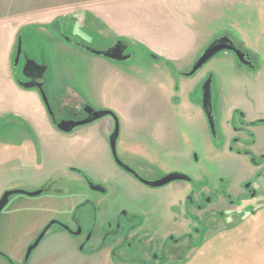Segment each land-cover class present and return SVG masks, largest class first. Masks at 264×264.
I'll return each instance as SVG.
<instances>
[{
    "label": "rangeland",
    "instance_id": "obj_1",
    "mask_svg": "<svg viewBox=\"0 0 264 264\" xmlns=\"http://www.w3.org/2000/svg\"><path fill=\"white\" fill-rule=\"evenodd\" d=\"M102 1L104 0H0V38H2L0 40V80L14 78L17 83L19 79L27 80L22 74L26 57L42 63H51V54L54 49L50 47L41 32H46L45 29L53 28L56 24L57 28L54 31L51 30L53 36L61 38L68 36L77 42L87 45L89 43L96 48L108 46L119 39L127 40L130 46L125 52L126 55H132L138 51L152 56L155 55V51L161 54L165 52L164 55L171 54L172 51L184 52L183 56L172 61L173 64H169V69L180 74L178 80L175 82L167 76L166 84L171 86L172 90L181 89L184 82H191L199 78V75L202 76L208 72L207 78L196 87V100L199 103L205 101V85L216 72L212 83V118L216 123L214 139L219 149L225 147L229 134L233 132L232 127L239 126L243 122L244 115L248 119L264 118V0H238L236 4L238 6L241 4L245 8L231 9L232 11L223 9L224 2L221 0H193L188 3H184V0L177 3L174 2L178 0L174 2L168 0L169 3L166 4L165 9L148 8V4H143L142 7L135 6L132 9L123 7L105 9L103 7L113 6L108 4L104 6ZM240 13L242 19H248L253 24L245 28L246 35L242 38L243 40L238 34L242 29H236L233 25ZM110 21L115 22L116 30L111 28ZM228 29L233 30V35ZM249 29H253V35L247 32ZM17 30L16 44L14 42L10 50L13 32ZM227 33L237 38L242 45L246 44V40L256 42L258 53L253 54L257 58L255 57L256 65L252 69L245 70L242 64L241 69L240 66L236 69L238 73H242V76L227 77L226 72L223 71V76L219 78L221 74L219 75L215 68L221 62L219 59L233 54L231 51L224 50L214 56L194 76L188 77L183 74L188 69L184 67L188 58L191 57L197 61L214 39ZM18 35L22 38L23 53L16 67ZM133 37L137 41L132 40ZM72 47L77 52L87 53L75 46ZM8 54L10 57L7 59ZM56 54L57 59L61 60V53ZM88 54L105 59L100 55ZM66 58L73 68L72 81L65 84L64 79L59 76L54 81L58 89L51 90L48 86L50 73L45 80V90L54 115L59 120H71L75 117L72 111L83 112L85 106H89L86 102H91L84 91L79 89L81 81H84L81 71L84 67L88 68V63L76 56L66 55ZM146 61L147 64L142 61L143 66L140 68L143 78H141L142 87L138 97L128 90L130 84L128 80H125L119 91L115 90L111 94L107 92L101 100L108 106H113L115 108V110L112 109L113 111L117 112L119 109L123 113L126 112L127 117H149L125 120V116H120L122 118L120 129L130 135H141L136 146L149 150V142L145 135L153 134L151 147L159 149L158 143L154 142L158 138L157 135L163 136L165 146L164 142L168 143L176 138L173 133L183 137L190 126L192 130L195 129V123H191L188 127L183 122H173L168 116L161 119L160 112L154 111L158 110L159 106L152 97V90L143 85L142 80H149L150 73H156L155 70L166 75L169 72V66L167 67L168 64L161 59L159 62ZM177 91L175 92L178 93ZM2 92L7 94L8 100L12 98V91L0 89V96ZM177 97L174 96V99ZM138 99L141 101L135 103L134 100ZM22 106V109H30L29 114L35 110L26 98H23ZM164 107L162 103L161 110ZM166 107H168L167 104ZM177 109L184 115L190 114L183 111V109H189L187 105L179 106ZM6 110H9V106L3 110L0 107V197L10 188L27 191L44 189L41 195L35 197L25 194L12 195L9 204L0 214V249L11 254L18 264L26 248L28 249L34 242L43 226L53 220L67 222L70 218H74L73 209L88 199L91 203L85 204L88 206H82V210L78 212V218L87 220L88 223L91 222L90 220H95L102 232L126 229L129 225L127 222L129 217L132 223L143 224L142 231L147 236L158 239L157 252L159 253L164 251L167 255L172 242L167 239L169 234L180 241L187 240L188 233L185 231L193 223L186 218L190 216L179 204L184 191L180 192L178 188L186 182L173 181L161 187L146 186L119 168L113 160L110 164L105 159L101 168L79 169L74 167L76 166L74 162L78 163L79 158H84L85 155L86 160L92 163L94 155L89 152L94 151L96 142L86 141L84 137L68 136L61 131L59 134L54 132L46 122L34 123L15 114H6ZM107 117L109 116L98 121ZM199 117L196 113V137L201 128ZM220 124L225 126L218 127ZM85 126L87 125L80 126L78 129ZM102 126V122L95 125L94 130L97 134L104 132ZM250 134L247 133L249 137H251ZM239 136L241 140L245 139L244 134ZM192 145L194 144L189 146ZM189 146L180 145L179 153L183 157H187ZM80 148L88 152H82L85 154L81 156L77 155L75 152H81ZM259 148L264 151L263 142L259 144ZM138 149L131 148L128 152H133L132 156L139 162H131L132 165L123 163L132 169L135 167L134 170L140 171L143 174L141 176L148 181L158 180L155 178L157 173L167 174L171 167L185 165L181 155L180 157L169 155L163 160L153 155L154 162L146 163L145 167L140 163L143 159H148L145 156L149 157V155L140 154L142 152ZM198 158L197 178V174H200L199 178L203 181L222 192L228 190L234 199L242 198L243 186L247 183L253 185L257 194L254 198L244 201L241 209L236 208L221 215L211 214L192 219L196 227L195 239L178 248L171 246L169 251L174 254L168 255L164 264H264V158L259 156L258 165L249 163L246 166L236 159L223 157L218 162L206 164L202 154L198 153ZM72 168L83 171L92 183L102 185L108 191L103 193L88 188L83 179L71 170ZM104 182L109 183L104 184ZM27 198H34V202L26 204L24 201H27ZM216 199L215 197L214 200ZM95 204L98 206L97 213H93ZM208 208L223 210L224 205L220 203ZM61 229L59 224H55L51 232L61 231ZM188 230L193 232L191 227ZM72 240L64 234L46 236L33 251L29 263L45 264L44 261H47V258L56 256L65 259L68 250L64 245L71 243ZM109 243L113 244L112 240H109ZM6 261L0 256V264H5ZM93 262L89 261L87 264H93Z\"/></svg>",
    "mask_w": 264,
    "mask_h": 264
},
{
    "label": "crops",
    "instance_id": "obj_2",
    "mask_svg": "<svg viewBox=\"0 0 264 264\" xmlns=\"http://www.w3.org/2000/svg\"><path fill=\"white\" fill-rule=\"evenodd\" d=\"M174 2V0H172ZM182 0H178L174 3L177 2H181ZM189 1H193V0H184V3H188ZM224 2V7L223 9L226 10H230L231 9H236V8H245L243 7L241 4L238 6L236 3H238V0H221ZM243 1V0H241ZM103 5L105 6L106 4L108 5H112L113 7H103V8H118V7H123V8H134L135 6L138 7H142L143 4H148V8H159V9H165L166 4L169 3L168 0H104L102 1ZM124 4V5H122ZM241 17V13L239 18ZM237 19L236 23L233 24L236 29L240 28L242 29L241 32H238V34L240 35V39H242L244 37V35H246V32H244L245 28L248 26H252L253 24L248 21V19ZM111 28L113 30H116V25L115 22H109ZM232 26V25H230ZM254 27V26H253ZM55 28H50L48 27L46 30V32H41V34L45 37V39L47 40V42H49L50 47L52 46L53 53L51 54V63H47V62H43L44 65L48 66V69L46 71V76L50 73L51 74V78L49 80L48 86L50 87L51 90L53 89H58L56 88L57 86L55 85L54 81L55 78L57 77H61L64 79L65 84L70 83L72 80V66L69 64V62H67V58L66 55L70 56V57H77L78 59L82 58L84 59L87 63H88V68L84 67V70H82V74L84 75V81H81L80 84V90L84 91V94L86 95V97H88V99L91 100V102H86L87 105L91 106L92 108L96 109V110H101V109H110V110H115V108L113 106H108L107 104L103 103V97L104 95L108 92V93H114L115 90L121 89L122 87V82H124L125 80L129 81L130 87H129V91H132L135 95H137L138 97V93H140L142 84H140L141 82V78H143L142 76V71L140 70V68L143 66L142 61L147 64L146 60H149V62H159L160 59L161 61H165V64H168L167 67L169 66V64H173L172 61H176V59L178 57L183 56L184 52H174L172 51L171 54L166 53L167 55H164L165 52H163L162 54L160 52H154L155 55H146L145 53H142L140 51H138L137 53L132 54V57L130 59H128L129 61L126 63H121L120 61H114L108 58H100V57H96L93 55H89L88 51L77 47L76 45L72 44L71 42L65 40V38H61L60 36L55 37L53 36V33L51 30L54 31ZM21 30V29H20ZM230 31V33L232 34V29H228ZM244 32V34H243ZM247 32H250L251 35L254 34L253 29L252 30H248ZM15 33V34H14ZM18 34V30L13 32V36L11 38V43H10V50H12L13 46H14V42L16 44V37ZM229 34V33H228ZM233 35V34H232ZM19 36V35H18ZM1 37V35H0ZM3 37V35H2ZM14 37V38H13ZM234 37V36H233ZM134 41H137L135 37H133ZM0 40H2V38H0ZM18 40V38H17ZM237 40V38H236ZM243 40V39H242ZM246 40V39H245ZM114 41V40H113ZM58 43H59V48H58ZM92 44V43H90ZM89 45V43H88ZM72 46H75L87 53L84 52H77L74 50V48ZM110 46V44L108 46H105L100 49H105L108 48ZM243 46H245L246 49H248L249 51H251L253 54L254 53H258L256 50V42L255 41H251V40H246V44ZM61 53V60L57 59V54L56 53ZM75 52V53H74ZM162 52V51H161ZM174 52V53H173ZM179 52V53H178ZM92 54V53H91ZM95 55V54H94ZM157 55V56H156ZM259 55V54H258ZM156 56V57H155ZM10 57V55L8 54L7 59ZM65 57V59H64ZM162 58H164V60H162ZM222 58V57H221ZM138 61V62H136ZM196 61V60H195ZM195 61L190 57L187 59V61L184 63V67H188L187 71H189L193 65L195 64ZM218 65L215 66L216 71H218V74L220 75L219 78L221 76H223V71L226 72V76L230 77V76H234L235 78H238L240 76H242V73H238L236 71V69H238V65H237V61L234 58V55H225L223 56L222 59H219ZM60 63V64H59ZM161 63V62H160ZM163 63V62H162ZM58 64L61 66H58ZM170 68V66L168 67V69ZM167 69V70H168ZM224 69V70H223ZM241 69V68H240ZM154 72L156 73H150V78L149 80H142L143 85L148 86L149 89H151L152 91V97H154V101L156 102V104L159 106L158 110H154L155 112H160L161 115V119L164 118H171L173 120V122L176 123H185L186 126H190L191 123H195V129H191L192 126L189 127L188 132L185 131L186 135L182 137V135H176L175 133H173L176 138L173 139L171 142H164L165 146L163 145V141L164 138L163 136H158V138H156V140L154 141L156 144L158 143V146H160L159 149H157L156 147H151V137H153V134L150 136H147V141L149 142V150H147L146 148L140 147V146H136L137 142L140 141L138 140L139 137L138 134H127L126 132H124L122 129L120 130V136H119V140H118V147L119 150L122 154L127 153L129 150H131V148H139L138 150L142 153L140 154H144V155H149L145 156L148 159H145L148 162H154L153 161V155L159 159H167V157L169 155H173L176 157H180V153L181 152L179 150L180 145H184L186 144V146H189L190 144H194L192 146L187 147V157H183L181 155V157H183V162L186 163H190L192 164L193 162V153L195 150L200 151L203 153L204 157L206 158V161H216L218 162V160H220L221 158H229V159H236L237 161H239L241 164L243 165H247L250 162L248 161L247 157H245L242 154H238L236 152L230 151L228 150V148H225L224 150H217L214 148L213 146V138L211 136L209 127H208V123H207V119H206V115L204 113V110L202 108V104L199 103L198 100H196V87L199 83H202L208 75V72H205L202 76L199 75V78L194 79L193 81H186L183 83H180V85H182L181 89L177 88L176 90H178L176 93V90H172L171 86H168L166 83L168 82V80L166 79L167 76H170L169 78H172V80H175V82L178 80V75H180L177 71H174L173 69H169V74L167 73L166 75H162L160 74L158 70H155ZM216 72H214L215 74ZM214 74L212 75V78L214 77ZM70 79V80H69ZM215 79V78H214ZM64 85V84H63ZM0 89H2L3 91H12V98L10 100H8L9 98L7 97V94L2 92L1 96H0V107L3 110L6 106H9V110H6L5 113L6 114H15V116H20L23 117L24 119L37 123V122H46L48 125L51 126V129L54 132H59L60 131L57 129V127L54 125V122L47 110V107L43 101L42 95L39 91L38 88L34 87L32 88H25L23 86H21L19 83H17V81L13 78L10 80L6 81H2L0 80ZM137 93V94H136ZM226 93V92H225ZM181 95V96H180ZM174 96H178L177 99H174ZM180 96V97H179ZM227 96V94H226ZM173 97V98H172ZM23 98H26L32 107H34V112H31L29 114L30 109H22V100ZM102 99V100H101ZM141 101L140 99L138 100H134L135 103ZM164 104L165 107L164 109L161 110V104ZM166 104L168 107H166ZM187 105L189 106V109H183V111H186L188 113H190L189 115H184L182 113L179 112V110L177 109L179 106L182 107ZM11 107V109H10ZM14 107V108H13ZM20 107V108H18ZM117 109V108H116ZM112 110V111H113ZM76 112H78L79 110H74ZM162 111V113H161ZM116 113V115L118 116V118L122 115L124 117L125 120H131V119H148L149 117H133V116H128L125 115V113H123L121 110L117 109V112L114 111ZM151 113V110H150ZM196 113L197 115H199L200 117V130L198 133V137H196ZM168 116V117H166ZM122 119L121 117L119 118ZM98 121V120H97ZM102 122L103 126L102 129L104 130V132H102L101 134H97L94 130L95 125H99V123ZM121 122V121H120ZM127 122V121H125ZM115 123L113 118H111L110 116L98 121L96 123V121L92 124H89L85 127H81L80 129H76L71 133H64L68 136L72 135V136H76V137H84L86 139V141H90L92 143L96 142V145H94V151H90L89 153H93L94 157L92 158V163L88 162L86 159V156L84 155L85 153H87L88 151L86 149L80 148L79 150L81 152H75L77 153V155L80 154L84 155V158H79L78 163L74 162L76 164V166L79 169H85L87 167H91L92 169H98L101 168L103 166V162L104 159L111 164L112 160L114 162L113 156H112V152H111V148H110V144H109V138L110 135L112 134V132L114 131L115 127H114ZM180 125V124H179ZM184 125V124H183ZM182 125V127H184ZM158 134V133H157ZM214 137V136H213ZM179 139V140H178ZM145 143V141H144ZM209 146L212 148H214L213 150L211 148H209ZM151 147V148H150ZM85 152V153H82ZM170 152H173V154H169ZM138 153V152H135ZM184 153V152H183ZM213 157V160H212ZM186 169V165L185 166H176V167H171L170 170L172 169ZM177 172V171H176ZM172 173V172H171ZM181 173V172H180ZM99 176V175H98ZM198 179H200V175L198 174ZM105 179V178H104ZM106 180V179H105ZM27 201H24L26 204H31L32 202H34V198H30V199H26ZM34 216H32V219ZM102 255H100V257H102V260H99V264H120L121 262H118L115 258H113L111 256L110 251H108L107 249H105L102 253ZM99 257V258H100ZM69 264H75V263H69ZM87 264V263H86ZM134 264V263H132Z\"/></svg>",
    "mask_w": 264,
    "mask_h": 264
},
{
    "label": "flooded vegetation",
    "instance_id": "obj_3",
    "mask_svg": "<svg viewBox=\"0 0 264 264\" xmlns=\"http://www.w3.org/2000/svg\"><path fill=\"white\" fill-rule=\"evenodd\" d=\"M116 41L112 42L109 47H111L113 44H115ZM235 41L244 50V52H246L248 54L247 57H243V60L247 61L249 63L251 62L252 64L256 65V58L257 57L255 55H253V53L251 51L246 49L245 46H243L239 41H237L236 39H235ZM233 55L237 61L238 67L240 65H242L239 62L240 60L238 59V57L234 53H233ZM26 60H27V57H26ZM252 64H250L249 66L244 65L245 70H246V68L252 69L253 68V67H251ZM239 68H241V66ZM22 70H23V68H22ZM201 104H202V108H203V103H201ZM212 107H213V105H212ZM86 108H87V106H85V110L83 112L72 111V115H74L75 117L71 118V120H73V119L74 120L75 119L82 120V119L87 118L89 116V113H87ZM203 110H204V108H203ZM204 113H205V111H204ZM108 116L113 118L114 123H115L114 127H116V121H115L114 117L111 115H108ZM206 119H207V117H206ZM56 120H57V122H60L63 119L59 120L56 117ZM64 120H66V119H64ZM94 122H92V123H94ZM92 123H89V124H92ZM207 123H208V120H207ZM54 125L57 127L55 122H54ZM86 125H88V124H86ZM81 126H83V125H81ZM219 126L221 128H223L225 125L220 124V125H218V127ZM79 127L80 126H77L74 130H76ZM120 127H121V125H120ZM208 127H209L211 136H212L213 141H214L213 146L215 149L221 151V150H224L225 148H228V150H230V151L236 152L238 154H242L245 157H247L248 161L252 165H258L259 164V156L264 158V151L260 150V148H259V144H261L262 142L264 143V118L263 117L248 119L247 116L244 115L243 122L240 123L239 126L232 127L233 132L231 134H229V138H228L226 145L223 149H219L216 146L215 139L212 135L209 123H208ZM57 129H58V127H57ZM58 130L61 131L60 129H58ZM61 132L67 133L64 131H61ZM69 133H71V132H69ZM247 133L248 134L251 133L250 134L251 137H249V135H247ZM240 134L245 135L244 140H241L242 138L239 136ZM118 148L119 147L117 145L118 157L122 161V163L125 162V163H128L129 165H132L131 162L132 163L139 162L132 156L133 152H127L125 154H122ZM209 148H211V147L209 146ZM214 148L212 147L211 149L213 150ZM196 153H197V156H196ZM198 153L202 154L203 161L206 164H210V163L212 164V163L216 162V161H208V160L206 161L207 157H204L202 152L195 150L193 153V162H192V164L186 163L185 164L187 167L186 169L176 168V169L168 170L169 173L177 171V172L185 173L190 177L189 179L173 180V181L186 182L185 185L178 187L180 189V192H182V190L184 191L182 194V200L179 201V204H180L182 210L186 214L188 213V215L190 216V218L189 217H186V218L190 219L191 222L193 223V225L192 224L189 225L187 227V229L185 228L186 229L185 232L188 233V238L185 242L180 241L179 239L175 238L172 234H169V236H168L169 238H167V239L172 241L171 243H174V244L170 243V245L173 246L174 248H178L179 246L181 247L185 243H189L195 239L196 227H195V225H194L195 223L192 221V219L195 220L196 217L202 218V217H206V216L211 215V214L221 215V214H224L225 212H227L229 210L230 211L235 210L236 208L241 209L242 208L241 205L244 201H247L249 198H254L257 194L253 185L251 183H247L245 186H243L242 198L241 199H234L233 195L228 190L222 192V191L218 190L217 187L211 186L207 182L203 181V179H201V178L198 179L196 177V161H199V160H197V159H199ZM113 159H114L115 164L119 168L124 170L126 173L130 174L135 180L143 183L146 186L155 187V186L148 185L145 182L141 181L140 177L143 178L141 176L143 174L140 171L137 172L135 170L140 176L138 178L135 175H133L129 170H127L126 168L121 166L119 163H117V161L115 160L114 157H113ZM212 160H213V157H212ZM146 163L150 164L148 161L143 159V161H141L140 164H142L143 166L146 167L147 166ZM132 167H134V166H132ZM134 169H135V167H134ZM71 170L75 174H77L78 177H81L83 179L85 186H87L88 188H90L94 191H99V190H95L92 188L91 181L89 180V178L86 176V174L83 171H81L77 168H72ZM168 172H167V174H169ZM167 174L157 173L155 175V178L160 179V178L166 176ZM173 181H171V182H173ZM105 183L108 184L109 182H104V184ZM169 183H167V184H169ZM167 184H165V185H167ZM105 189H106L105 192H107L108 191L107 188H105ZM99 192H102V191H99ZM105 192H103V193H105ZM215 197L217 198L216 201L214 200ZM86 203L90 204L91 200L88 199L85 202L83 201L73 209V212L75 214L74 218L73 217L70 218L69 220H67V222L61 221L62 223L67 224L68 226H64V225L57 223L62 227L61 231H55L54 233H52L51 229L53 228V226L55 224L52 225L51 227H49L47 229L44 237L41 239V241L29 252L30 247L36 242L37 238L41 235V233L44 231V229L47 227V225L49 223H47L45 226H43L41 231L37 234L34 242L28 247V249L26 248L25 253H23V255L21 256L20 264H33V262L29 263V259L32 255L33 251L40 245L42 240L46 236L60 235V234L61 235L64 234L65 236H68V237L73 239L71 243H67V245H64V246H66L65 249L68 250L67 251L68 254L65 257V259H60L57 256L56 257L58 259L56 257H52L49 259L47 258V261H44L45 264H62V263H67V262L68 263H75V264H86L89 261H94L93 264H99V260H102V257H100V255H102L101 253L105 249L110 251L111 256L113 258H115L118 262H121L120 264H132V263H134V264H164L165 263L164 260L167 258V256L174 254L172 251H169L171 246H169V248H168L167 255L165 254L164 251H162L161 253L157 252L158 251V249H157L158 239L154 238L153 236H147V234H145L142 231V227H144L143 224L136 225V224L132 223V220L129 219V217L127 218V222L129 225L126 227V229L121 230V228H119V229H114L111 231L105 230L102 232L97 227L95 220H90L91 222L88 223L87 220L78 218V212L80 210H82V206H84ZM220 203H223V205H224L223 210L222 209L217 210V209H213V208H208V206L211 207V206L216 205V204L219 205ZM85 206H88V205H85ZM97 212H98V206H97V204H95L94 209H93V213H97ZM189 227L193 228V232L188 230ZM102 229L104 230V227ZM141 233H142V235H141ZM109 240H112L113 244H110V243L108 244ZM109 245H112V246H109ZM133 246H134V248L132 249ZM0 256L4 257L7 260L5 262V264H18L15 261V259H13L11 257V254H9L7 251L5 252V250H3V249H0Z\"/></svg>",
    "mask_w": 264,
    "mask_h": 264
},
{
    "label": "water",
    "instance_id": "obj_4",
    "mask_svg": "<svg viewBox=\"0 0 264 264\" xmlns=\"http://www.w3.org/2000/svg\"><path fill=\"white\" fill-rule=\"evenodd\" d=\"M65 37V36H64ZM65 39L72 44L76 45L77 47H80L92 54L95 55H100L105 58L114 60V61H123V60H128L132 57V55H126L125 52L129 48L130 44L127 40L124 39H119L116 41L115 44H113L111 47L105 48V49H100L96 48L91 45H87L82 42H77L70 37H65ZM228 50L234 53L238 59L240 60L239 62L243 65L249 66L252 64L251 62H247L243 60V57H247L248 54L244 52V50L238 45V43L235 41L234 37L231 34H226V35H221L218 38L214 39L209 47L204 51V53L197 59L193 67L183 73L185 76L191 77L197 74L199 70L203 68L205 64H207L214 56H216L218 53ZM22 38L19 35L18 38V43H17V54H16V60H15V66L17 67L19 65L21 56H22ZM156 57V56H155ZM255 65L252 64L251 67H254ZM48 69L47 65H44L42 62H39L35 59H31L27 57V60L24 64L22 73L23 76L27 78V80H18V83L25 87V88H38L43 101L47 107V110L52 118V120L56 123L58 129L64 132H72L77 126L81 125H86L89 123H92L100 118H103L105 116L111 115L114 117L116 121V127L112 134L110 135L109 138V144L111 148V152L117 163H119L121 166L129 170L133 175L136 177H140L139 174L132 169L131 167L125 165L122 163V161L118 157V151H117V145H118V140L120 136V122L119 118L116 115V113L110 109H101V110H96L90 106H87L86 111L89 113V116L85 119L82 120H62L60 122H57L56 117L54 115V111L52 109V105L50 103V99L48 96L47 91L45 90V83H46V71ZM213 78H209L205 85V101L203 102V108L212 132V135H216V123L214 121V118H212V100H213ZM190 177L188 175L182 174L180 172H172L167 174L166 176L155 180V181H148L144 178H141V181L145 182L148 185L155 186V187H160L163 186L173 180H178V179H189ZM91 186L95 190H99L102 192H105V187L102 185H96L91 182ZM44 192V189H38L34 191H27L24 189L20 188H10L4 191L2 196L0 197V214L3 211V209L9 204L11 196L14 194H25L31 197H35L38 195H41ZM61 224L64 226H68L67 224L62 223L59 220H53L49 222L47 227L44 229V231L41 233V235L37 238L36 242L30 247L29 252L41 241V239L44 237L47 229L51 227L54 224Z\"/></svg>",
    "mask_w": 264,
    "mask_h": 264
},
{
    "label": "trees",
    "instance_id": "obj_5",
    "mask_svg": "<svg viewBox=\"0 0 264 264\" xmlns=\"http://www.w3.org/2000/svg\"><path fill=\"white\" fill-rule=\"evenodd\" d=\"M53 28H55V29L57 28L56 24L54 25V27H53ZM18 38H19V36H18ZM17 42H18V40H17Z\"/></svg>",
    "mask_w": 264,
    "mask_h": 264
}]
</instances>
